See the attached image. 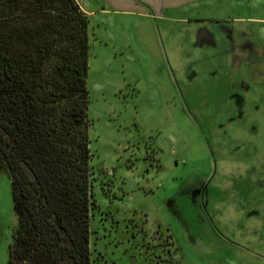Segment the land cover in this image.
<instances>
[{
  "label": "rangeland",
  "instance_id": "374dc122",
  "mask_svg": "<svg viewBox=\"0 0 264 264\" xmlns=\"http://www.w3.org/2000/svg\"><path fill=\"white\" fill-rule=\"evenodd\" d=\"M113 17L87 25L89 264H264L263 57L156 52ZM14 222L0 170V264Z\"/></svg>",
  "mask_w": 264,
  "mask_h": 264
},
{
  "label": "trees",
  "instance_id": "16d2710c",
  "mask_svg": "<svg viewBox=\"0 0 264 264\" xmlns=\"http://www.w3.org/2000/svg\"><path fill=\"white\" fill-rule=\"evenodd\" d=\"M87 25L75 0H0L8 264H89Z\"/></svg>",
  "mask_w": 264,
  "mask_h": 264
},
{
  "label": "crops",
  "instance_id": "0c3cea01",
  "mask_svg": "<svg viewBox=\"0 0 264 264\" xmlns=\"http://www.w3.org/2000/svg\"><path fill=\"white\" fill-rule=\"evenodd\" d=\"M75 1L97 25L111 23L114 15L131 17V41H145V37H150L156 52L162 50L166 54L171 49L172 55L176 54L181 45L179 40L191 39L193 48H199L207 41L209 54L229 56L228 65L233 71L239 70L243 57L246 60L249 55L261 56L259 68L254 71L259 75V83H264V0ZM182 23L185 26L173 28ZM246 23L256 24L257 33L244 27ZM163 40L167 41L165 45ZM240 87L245 90L248 85L241 81Z\"/></svg>",
  "mask_w": 264,
  "mask_h": 264
}]
</instances>
